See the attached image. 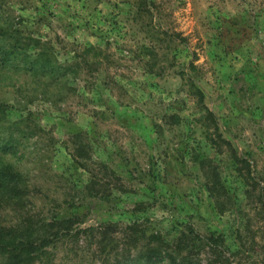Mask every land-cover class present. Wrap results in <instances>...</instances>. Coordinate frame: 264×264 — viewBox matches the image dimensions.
Returning a JSON list of instances; mask_svg holds the SVG:
<instances>
[{"label":"rangeland","instance_id":"1","mask_svg":"<svg viewBox=\"0 0 264 264\" xmlns=\"http://www.w3.org/2000/svg\"><path fill=\"white\" fill-rule=\"evenodd\" d=\"M14 30L73 72L0 60L30 190L0 226L71 220L56 264L132 260L187 224L217 240L200 264H264V0H0V46Z\"/></svg>","mask_w":264,"mask_h":264},{"label":"trees","instance_id":"2","mask_svg":"<svg viewBox=\"0 0 264 264\" xmlns=\"http://www.w3.org/2000/svg\"><path fill=\"white\" fill-rule=\"evenodd\" d=\"M12 34L14 44L0 46V60L3 66L12 65L26 69L33 74H39L40 79L49 85L64 86L73 72L71 66H65L58 60L55 51L50 47L38 50L40 40L29 37L23 38L19 30ZM5 37L1 42L4 43ZM39 47V48H38ZM48 50L50 52H48ZM69 72V73H67ZM195 94L200 102L204 94L196 89ZM0 103V208L24 207L30 193L29 186L20 167L12 162L21 148V137L24 134L22 125L28 120L5 121L9 108ZM77 218V217H76ZM67 219H38L34 217L20 218L15 225L0 226V264H56L55 254L59 243L64 241L73 225ZM76 219V224L79 223ZM135 228V227H134ZM187 230L182 231L177 241L172 245L149 248L146 246L138 256L132 260L116 258L113 264H200L201 251L198 243L206 240L201 238L192 227L187 224ZM82 230H78L77 236ZM217 240L208 239L207 243Z\"/></svg>","mask_w":264,"mask_h":264}]
</instances>
